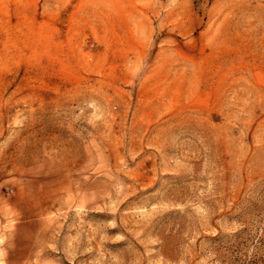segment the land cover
<instances>
[{"label": "rangeland", "instance_id": "1", "mask_svg": "<svg viewBox=\"0 0 264 264\" xmlns=\"http://www.w3.org/2000/svg\"><path fill=\"white\" fill-rule=\"evenodd\" d=\"M0 264H264V0H0Z\"/></svg>", "mask_w": 264, "mask_h": 264}]
</instances>
